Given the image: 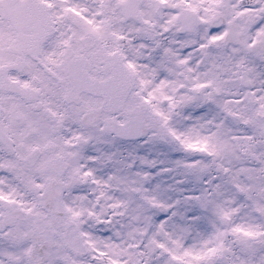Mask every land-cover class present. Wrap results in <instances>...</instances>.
<instances>
[{
    "label": "snow or ice",
    "instance_id": "obj_1",
    "mask_svg": "<svg viewBox=\"0 0 264 264\" xmlns=\"http://www.w3.org/2000/svg\"><path fill=\"white\" fill-rule=\"evenodd\" d=\"M0 264H264V0H0Z\"/></svg>",
    "mask_w": 264,
    "mask_h": 264
}]
</instances>
